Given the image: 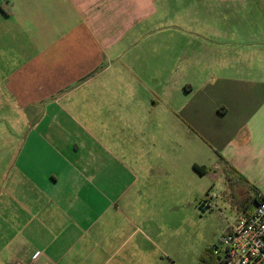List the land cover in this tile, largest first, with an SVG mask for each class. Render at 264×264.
Here are the masks:
<instances>
[{"label": "crops", "instance_id": "crops-1", "mask_svg": "<svg viewBox=\"0 0 264 264\" xmlns=\"http://www.w3.org/2000/svg\"><path fill=\"white\" fill-rule=\"evenodd\" d=\"M184 1L0 0V264H159L194 131L209 173L221 156L264 196V24L209 26L195 59L215 79L162 87L154 40L163 10L201 7ZM211 1L224 18L241 0Z\"/></svg>", "mask_w": 264, "mask_h": 264}, {"label": "rangeland", "instance_id": "rangeland-1", "mask_svg": "<svg viewBox=\"0 0 264 264\" xmlns=\"http://www.w3.org/2000/svg\"><path fill=\"white\" fill-rule=\"evenodd\" d=\"M172 2V1H171ZM175 11H185L184 0H173ZM187 4H193V14L171 16L168 11H162L161 21L167 28L161 29V35L154 40L158 45L157 54L160 57V75L162 87L167 86L168 78L177 74L186 73L190 82H186L182 89L196 92L208 79H215L211 75L216 69L206 68L205 63L196 61L195 56L209 54L211 46H215L206 38L209 26L233 18L235 23L264 24V0H241L237 3H225L223 10L234 9V15L218 16L212 8L213 1L188 0ZM190 12V13H191ZM227 13V11H225ZM219 19L217 21L216 19ZM238 18V21L236 19ZM186 22V23H185ZM177 24L178 27H169ZM178 32L174 36L172 30ZM165 32V33H164ZM153 43V40H151ZM208 43V44H204ZM205 68V69H204ZM211 75V76H210ZM210 79V80H211ZM170 87V84H169ZM191 151L186 150L187 155H192V164L215 168L218 162L214 148L209 146L201 137L193 134ZM184 153V150L182 151ZM183 166V170H184ZM187 187L190 190L186 203L175 204L169 209L168 216L161 217L159 230V264H200L203 256L215 245H221V238L228 226L236 219L234 207L230 200L224 197L225 176L219 169L208 175L200 176L190 167L185 171ZM188 193V192H187ZM209 193L213 207L203 212L202 202L208 198ZM228 202V203H227Z\"/></svg>", "mask_w": 264, "mask_h": 264}, {"label": "built area", "instance_id": "built-area-1", "mask_svg": "<svg viewBox=\"0 0 264 264\" xmlns=\"http://www.w3.org/2000/svg\"><path fill=\"white\" fill-rule=\"evenodd\" d=\"M211 251L214 264H264V203L238 216Z\"/></svg>", "mask_w": 264, "mask_h": 264}, {"label": "trees", "instance_id": "trees-1", "mask_svg": "<svg viewBox=\"0 0 264 264\" xmlns=\"http://www.w3.org/2000/svg\"><path fill=\"white\" fill-rule=\"evenodd\" d=\"M220 159L225 165L224 175L227 190L224 192V197L230 200L231 205L239 216H248L256 205L264 203V196L237 169L230 165L226 159L221 156ZM193 168L202 176L208 174L211 170L206 166L198 164H194ZM200 264H214L211 249L203 256Z\"/></svg>", "mask_w": 264, "mask_h": 264}, {"label": "water", "instance_id": "water-1", "mask_svg": "<svg viewBox=\"0 0 264 264\" xmlns=\"http://www.w3.org/2000/svg\"><path fill=\"white\" fill-rule=\"evenodd\" d=\"M202 208V207H201Z\"/></svg>", "mask_w": 264, "mask_h": 264}]
</instances>
